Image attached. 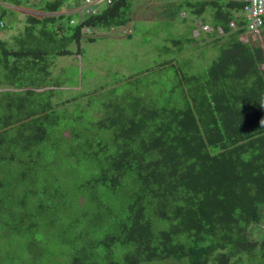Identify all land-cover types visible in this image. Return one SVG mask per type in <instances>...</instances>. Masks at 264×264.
<instances>
[{"label": "trees", "instance_id": "16d2710c", "mask_svg": "<svg viewBox=\"0 0 264 264\" xmlns=\"http://www.w3.org/2000/svg\"><path fill=\"white\" fill-rule=\"evenodd\" d=\"M65 2L0 37V264H264L251 233L264 211V26L262 42L244 41V1L182 0L173 12L194 24L174 45L201 63L177 55L123 89L94 88L86 115L71 108L80 96L59 97L57 58L134 12L111 0L74 24Z\"/></svg>", "mask_w": 264, "mask_h": 264}, {"label": "rangeland", "instance_id": "374dc122", "mask_svg": "<svg viewBox=\"0 0 264 264\" xmlns=\"http://www.w3.org/2000/svg\"><path fill=\"white\" fill-rule=\"evenodd\" d=\"M19 1L24 5L18 6L0 0V13L3 10L7 13L4 17L6 27L4 29L0 27V36L8 41L17 39L25 32L28 15L45 16L47 13L45 9L51 7L55 0ZM93 1L98 11L103 10L109 2ZM180 1L182 0H131L134 12L131 22L110 30L92 29L91 34L96 36V40L84 39L80 54L74 53L57 58L53 73L60 81L59 97L80 96L71 108L76 109V104H80L78 112L92 115L94 111L89 103L94 98V94L90 93L94 88L101 86L111 88L119 79L122 81L118 86L123 89L130 75L133 77L146 67L176 58L177 55L180 62L197 59L196 64H200L203 53L199 49L184 50L181 53L182 49L174 45L175 38L188 37L194 24L192 16L189 19H182L178 13L173 12L175 5ZM82 7V0H66L61 7V11L66 14L64 20H67V15H71L79 22L82 16L79 10ZM184 12L191 14L188 9ZM209 13L207 10L206 14ZM193 32L197 33V29ZM71 48L76 50L77 43H72ZM251 233L254 237L264 238V211L260 224L254 226Z\"/></svg>", "mask_w": 264, "mask_h": 264}, {"label": "built area", "instance_id": "2783aa9c", "mask_svg": "<svg viewBox=\"0 0 264 264\" xmlns=\"http://www.w3.org/2000/svg\"><path fill=\"white\" fill-rule=\"evenodd\" d=\"M83 1V7L80 8V12L83 16L85 13L86 15L89 14H96L98 12V9L94 6L93 0H82ZM111 0H109L110 2ZM245 2V9H244V15L247 20L246 29L248 30V33H251L254 38H257L260 36V31L262 27L264 26V0H242ZM0 27H4V23L0 22ZM231 28H237L236 22L232 21L230 22ZM202 28L205 31H210L212 29L209 25H202ZM219 33H224V29L222 27L218 28ZM88 30V29H87ZM198 33V31H197ZM196 33V34H197ZM248 36L244 39H248Z\"/></svg>", "mask_w": 264, "mask_h": 264}, {"label": "clouds", "instance_id": "9594fccd", "mask_svg": "<svg viewBox=\"0 0 264 264\" xmlns=\"http://www.w3.org/2000/svg\"><path fill=\"white\" fill-rule=\"evenodd\" d=\"M79 10V9H78ZM99 12V11H98ZM82 17H85L84 15L82 16ZM72 23H74V24H76L77 23V21L76 20H72ZM199 25V24H198ZM233 29H236V28H233ZM197 31H198V29H197ZM248 31V30H247ZM195 33V32H194ZM196 34V33H195ZM246 36H248L247 38V40L246 39H244V38H246ZM249 39H252L253 41H255L256 43H259V42H262V37H261V34H260V36L259 37H257V38H254L253 36H252V34L251 33H248L247 32V35H245L244 37H243V40L244 41H249Z\"/></svg>", "mask_w": 264, "mask_h": 264}, {"label": "crops", "instance_id": "0c3cea01", "mask_svg": "<svg viewBox=\"0 0 264 264\" xmlns=\"http://www.w3.org/2000/svg\"><path fill=\"white\" fill-rule=\"evenodd\" d=\"M46 14V13H45ZM0 37H2V36H0Z\"/></svg>", "mask_w": 264, "mask_h": 264}]
</instances>
